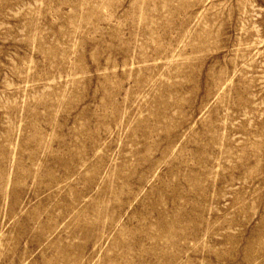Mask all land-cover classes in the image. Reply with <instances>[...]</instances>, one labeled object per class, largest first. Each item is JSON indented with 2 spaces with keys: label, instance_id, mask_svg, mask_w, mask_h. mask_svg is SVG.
<instances>
[{
  "label": "rangeland",
  "instance_id": "rangeland-1",
  "mask_svg": "<svg viewBox=\"0 0 264 264\" xmlns=\"http://www.w3.org/2000/svg\"><path fill=\"white\" fill-rule=\"evenodd\" d=\"M0 264H264V0H0Z\"/></svg>",
  "mask_w": 264,
  "mask_h": 264
}]
</instances>
